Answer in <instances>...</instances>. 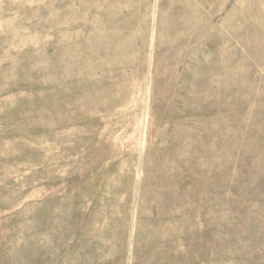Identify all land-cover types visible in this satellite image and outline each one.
Returning a JSON list of instances; mask_svg holds the SVG:
<instances>
[{
    "label": "rangeland",
    "instance_id": "obj_1",
    "mask_svg": "<svg viewBox=\"0 0 264 264\" xmlns=\"http://www.w3.org/2000/svg\"><path fill=\"white\" fill-rule=\"evenodd\" d=\"M0 264H264V0H0Z\"/></svg>",
    "mask_w": 264,
    "mask_h": 264
}]
</instances>
